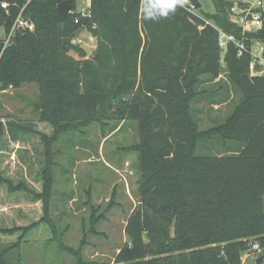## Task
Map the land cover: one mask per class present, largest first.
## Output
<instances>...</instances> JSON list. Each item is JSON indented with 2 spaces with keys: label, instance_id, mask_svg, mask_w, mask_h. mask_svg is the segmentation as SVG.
<instances>
[{
  "label": "trees",
  "instance_id": "16d2710c",
  "mask_svg": "<svg viewBox=\"0 0 264 264\" xmlns=\"http://www.w3.org/2000/svg\"><path fill=\"white\" fill-rule=\"evenodd\" d=\"M2 1L7 8L0 7V25L6 32L22 8L34 28L18 29L7 45L0 40V90L38 83L39 121L55 130L71 121L74 128L82 121H137L139 206L126 220L127 240L114 264H240L242 254L255 252L253 243L264 248V74L251 75L250 55L238 56L233 43L219 46L216 27L242 37L229 18L233 0H212L215 12L204 16L180 1L157 20L144 19L156 0H89L91 14L79 23L75 11L65 18L58 13L62 0ZM70 2L75 10V0ZM84 29L95 40L92 58L83 57L80 44L62 43ZM246 35L248 46L255 39L264 43V26ZM70 49L78 51L77 59ZM222 52L229 82L242 100L223 122L199 129L191 116L195 87L203 75L219 78ZM52 131L0 118V147L6 136L13 156L33 136L43 146L40 189L13 182L0 170V188L25 192L40 214L7 222L11 207L29 206L23 200L10 206L0 196V234L7 236L0 237V264H12L10 251L30 231L46 226L50 239L57 234L48 216ZM216 135L237 146L222 155H199V141Z\"/></svg>",
  "mask_w": 264,
  "mask_h": 264
},
{
  "label": "rangeland",
  "instance_id": "374dc122",
  "mask_svg": "<svg viewBox=\"0 0 264 264\" xmlns=\"http://www.w3.org/2000/svg\"><path fill=\"white\" fill-rule=\"evenodd\" d=\"M188 4L187 0H180ZM201 7L193 9L199 16L213 14L212 0H198ZM89 0H75L77 10L85 8ZM207 22L215 25L212 19ZM84 44L85 58L95 53V40L90 33L82 30L79 34ZM7 37L6 29L0 25V40ZM68 54L77 59L79 53L70 49ZM222 71L216 80L203 75L196 87L195 100L191 104V116L199 129L210 128L223 122L232 114L242 100L241 94L229 82L227 64L223 60ZM40 88L38 83H22L19 87L9 86L0 90V118L20 124H36L53 139L48 142L49 209L48 216L56 226L57 234L52 236L49 228L41 226L29 232L26 239L15 244L8 258L12 264H114L113 258L119 247L127 240L124 227L131 212L139 206V172L137 151L139 141L136 120L109 119L106 123L82 121V126L74 128L76 121L61 126L59 130L49 123L40 122ZM117 126L115 132L112 127ZM120 128V129H119ZM29 146V147H28ZM234 141L223 143L220 136L201 139L198 143L199 155H222L225 149L235 147ZM0 170L13 182L25 181L29 187L41 188L42 143L33 136L25 149L21 147L13 156L11 142L6 136L0 147ZM30 182V183H29ZM2 199L10 206L23 200L28 208L11 207L6 218L22 222L27 218L36 219L37 207L31 204L25 192L7 194L0 188ZM9 224V223H8ZM45 235V236H44ZM2 241L6 235H1ZM12 240V239H10ZM7 241V240H6ZM4 247V246H3ZM264 264V248L260 251L242 254L240 264Z\"/></svg>",
  "mask_w": 264,
  "mask_h": 264
},
{
  "label": "built area",
  "instance_id": "2783aa9c",
  "mask_svg": "<svg viewBox=\"0 0 264 264\" xmlns=\"http://www.w3.org/2000/svg\"><path fill=\"white\" fill-rule=\"evenodd\" d=\"M0 7L7 8V3L4 1L0 2ZM186 8L193 12V5L189 2ZM22 9L14 20L10 22L7 37L4 39V45H7L11 41L18 29L33 30V23L21 16ZM74 11L77 12L73 19L75 23H79L80 19L89 17L91 14L89 4L81 10H70V12ZM229 18L232 23L241 29L242 37L237 38L234 34L227 33L216 27L219 32V46L226 49L229 42L233 43L237 48L238 56H241L246 52L250 55L251 59L248 65L250 74H264V43L256 39L253 40L249 46L246 43L247 33L256 32L264 26V0H233V4L229 9ZM90 39H93V37L90 36ZM71 42L80 45L82 43L84 44V41L79 35L71 38ZM251 248L255 251L261 250V247L257 243H253ZM248 253L249 252H246V254Z\"/></svg>",
  "mask_w": 264,
  "mask_h": 264
},
{
  "label": "clouds",
  "instance_id": "9594fccd",
  "mask_svg": "<svg viewBox=\"0 0 264 264\" xmlns=\"http://www.w3.org/2000/svg\"><path fill=\"white\" fill-rule=\"evenodd\" d=\"M180 0H156L153 8L146 10L144 19L157 20L161 17H167L169 13L174 12Z\"/></svg>",
  "mask_w": 264,
  "mask_h": 264
},
{
  "label": "water",
  "instance_id": "95a60500",
  "mask_svg": "<svg viewBox=\"0 0 264 264\" xmlns=\"http://www.w3.org/2000/svg\"><path fill=\"white\" fill-rule=\"evenodd\" d=\"M190 4L193 5L194 9H199L201 7L200 3L198 2V0H187ZM71 2L70 0H62L57 4V11L58 13L62 16V17H67L69 14V11L71 9ZM71 42V38L70 37H65L62 39V43L66 44V43H70ZM262 260V257H259L256 260V264H260Z\"/></svg>",
  "mask_w": 264,
  "mask_h": 264
}]
</instances>
